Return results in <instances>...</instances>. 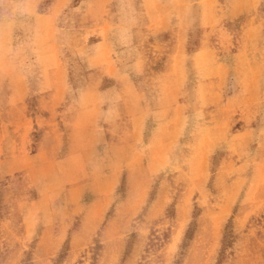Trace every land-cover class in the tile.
Segmentation results:
<instances>
[{"label": "rangeland", "instance_id": "374dc122", "mask_svg": "<svg viewBox=\"0 0 264 264\" xmlns=\"http://www.w3.org/2000/svg\"><path fill=\"white\" fill-rule=\"evenodd\" d=\"M0 264H264V0H0Z\"/></svg>", "mask_w": 264, "mask_h": 264}]
</instances>
